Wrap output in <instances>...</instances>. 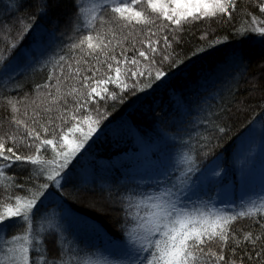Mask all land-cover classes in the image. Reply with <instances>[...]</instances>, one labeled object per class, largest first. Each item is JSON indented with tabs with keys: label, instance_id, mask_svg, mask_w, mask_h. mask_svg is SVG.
Segmentation results:
<instances>
[{
	"label": "trees",
	"instance_id": "16d2710c",
	"mask_svg": "<svg viewBox=\"0 0 264 264\" xmlns=\"http://www.w3.org/2000/svg\"><path fill=\"white\" fill-rule=\"evenodd\" d=\"M38 2L46 5L47 14L38 15L33 21L35 27L19 41L14 53L18 64L16 70L8 75L0 74V135L16 132V126L11 123L13 112L9 100L18 102L17 115L24 119L25 111L29 117L32 116V100L39 102L46 93L54 92L53 87L45 86H54L57 77L75 75L79 69L80 75L76 77L79 80L83 76H92L99 68L95 78H106V65L99 63L104 60L103 54L98 52L89 56L86 41L83 51L71 48L73 43L79 44L89 34L107 33V39L112 40L110 48L113 51L110 54L118 59H123L122 50L128 58L136 55L141 60L142 69L146 62L134 51L145 47L141 41H159L156 47L161 53L166 50L171 54V59L163 63L162 55L156 56L155 67L165 73L160 80H155L153 71L151 79L145 74L135 81H128L126 94L121 93L116 85L108 84L109 91H115L122 99L93 98L89 104L91 115L98 118V110L105 118L70 166L71 171L65 170L68 176L61 180L63 188L51 186L56 196L39 205L40 214L54 211L70 217L71 228L64 243L78 245L84 250L81 256H91L97 249L103 250L106 242L125 239L124 230L130 227L128 221L137 211L143 214V206L137 209V203L159 191L161 186L157 181L162 179V172L171 174L177 166L184 167L182 158L185 156L194 157L202 170L217 166L218 175L213 182L219 188H212L208 180H203L194 182L186 190L193 205L206 210L205 203L235 176L234 168L230 166L233 151L239 143L250 138L255 124L264 119V45L258 42L256 34L244 37L236 31L245 20L251 21V15L247 13L264 18L255 6L259 0H238L237 11L230 20L224 17L184 22L180 30H175V25L151 13L146 0L136 5L134 10L145 11L154 23L126 28L121 27L123 22L116 19L111 6L107 5L97 11V16L102 17L105 23L101 25L98 18L93 28H88L82 11L83 0H0V48L4 47L6 35L9 39L17 37L21 18L27 21L36 14ZM15 3L23 5L19 11ZM109 29L117 33L114 39ZM149 30L156 35L151 36ZM165 35L171 48L166 49ZM60 57L64 59L61 61ZM89 68L93 71H88ZM76 80H66L63 90L70 89ZM134 82L138 84L137 89L131 87ZM149 83L151 87L147 86ZM67 99L70 111L73 98ZM50 115L52 127L60 123L56 118L57 112ZM40 120L46 122L48 114L42 112ZM28 123L31 124L30 119ZM18 134L23 135L22 132ZM6 146H12L11 142ZM19 151L28 154L34 149L20 144ZM42 152L45 158L53 156L50 147ZM30 171L31 168L20 173L19 169H14L7 175L18 176L23 182ZM43 181L41 176L35 182ZM14 194L23 196L25 192L17 189ZM220 205L215 206L222 209L218 207ZM219 209L217 211L225 214L243 210ZM19 219L6 221L7 227L0 226V234L16 232ZM262 224L264 215H256L238 219L233 227L241 239L246 232L264 239ZM244 244L247 247L242 245V250L235 255L242 257L245 264H257L258 260L264 259L255 254L264 244L257 243L255 248L250 242ZM47 247L49 258H53L55 246L49 242ZM212 248L215 250L218 245L213 244ZM36 255L33 251L32 258L35 259ZM226 255L233 254L227 252Z\"/></svg>",
	"mask_w": 264,
	"mask_h": 264
},
{
	"label": "snow or ice",
	"instance_id": "6c2138e0",
	"mask_svg": "<svg viewBox=\"0 0 264 264\" xmlns=\"http://www.w3.org/2000/svg\"><path fill=\"white\" fill-rule=\"evenodd\" d=\"M142 2L143 0H131V3L128 0H105V4L110 5L112 12L116 14V19L123 22L121 27L124 28L154 23L145 11L134 10L135 6ZM146 5L151 13L175 25V30H180L184 22L224 17L232 19L233 13L237 11L238 0H146ZM14 6L19 11L23 5L15 3ZM255 6L260 14H264V0H259ZM101 7L100 4H93L90 13L85 17L88 28H93L98 18L101 25L105 23L102 17L97 16V10ZM46 14V5L38 2L36 14L30 16L27 21L21 18L17 37L9 39L8 35L5 36L4 47L0 48V74L8 75L16 70L18 64L14 53L19 41L35 27L33 21L38 15ZM247 15H251V21L245 20L236 30L237 34L244 37L256 34L258 42L264 45V18L251 13ZM109 32L114 39L117 33L112 29H109ZM107 35L105 32H97L95 36L89 34L81 39L79 44L71 45L72 49L80 48L83 51L86 41L89 56L98 52L103 54L104 60L99 63L106 65V78H95V72H99V68L94 70L92 76H83L79 80H76L80 75L79 69L75 75L57 77L54 86H45L53 87L54 92L49 91L39 102L32 100V116L29 117V113L25 111L24 119L17 115L18 102L8 101L13 112L11 123L16 126V132L0 135V226L7 227L5 222L10 218L20 219L16 221L19 225L16 232L11 235L0 234V264H245L242 257L235 255L242 250V245L247 247L244 242H250L255 248L257 243L264 244V239L260 235L253 236L251 232L244 233L241 239L233 225L241 218L264 215V196L260 198L259 203L253 202L247 211L242 210L234 214L182 205V194H185L194 182L200 183L207 179L206 170L196 165L194 157H183L185 166H177L171 174L162 172V179L157 181L161 186L159 191L137 203V209L143 206V214L137 211L128 221L130 227L124 230L125 239L121 242H106L102 251L97 249L93 253L95 259L87 254L81 256L80 253L84 250L78 245L68 246L64 243L71 228L70 217L54 211L40 214L39 205L56 196V193L51 191V186L63 188L61 180L68 176L65 170L71 171L70 166L105 118L98 110V118L91 115L89 104L93 98L113 101L122 99L115 91H109L107 85L114 84L121 93L126 94L129 90L128 81H135L145 74L151 79L153 71L155 80H160L165 75L155 67L158 54L162 55L161 63L171 59L170 53L166 50L161 53L156 47L159 41H141L145 47L134 51L146 62L142 69L141 60L136 58V55L128 58L122 50L123 59H118L114 54H110L113 51L110 48L112 40L107 39ZM150 35L155 36L156 33L150 31ZM163 40L166 49L171 48L167 35ZM24 54L27 55V52ZM63 59L64 57H60L61 61ZM79 63L80 61H77V64ZM88 71L93 69L89 68ZM68 79L76 80V84L64 91L63 85ZM147 86L151 87V83ZM131 87L137 89L138 84L134 82ZM139 90L143 91L142 88ZM67 97L73 98L70 111L67 107ZM54 111L58 113L56 118L60 123L52 127L53 119L50 114ZM42 112L48 114L46 122L40 120ZM29 119L31 124L28 123ZM220 131L223 132L224 129L221 128ZM21 132L23 135L18 134ZM9 141L12 146H6ZM20 144L34 151L23 154L19 151ZM48 147L53 153L50 159L45 158L42 152ZM29 168L31 171L23 178V182H20L18 176L7 175L10 170L19 169V172L23 173ZM212 174L218 175L214 170ZM41 176L44 181L36 183ZM29 184L31 186H28ZM17 189H22L25 195L14 194ZM261 227H264V224ZM49 242L56 248L53 258H49ZM213 244H217L218 248L214 250ZM33 251L37 254L35 259L32 258ZM227 252L233 255H226ZM255 254L257 257H264V247ZM248 259L251 260L252 257L249 256ZM257 264H264V259L258 260Z\"/></svg>",
	"mask_w": 264,
	"mask_h": 264
},
{
	"label": "rangeland",
	"instance_id": "374dc122",
	"mask_svg": "<svg viewBox=\"0 0 264 264\" xmlns=\"http://www.w3.org/2000/svg\"><path fill=\"white\" fill-rule=\"evenodd\" d=\"M130 1L128 0V2ZM93 4H100L102 7L106 5L105 0H83L85 17L90 13ZM255 125L256 128L251 132L250 138L232 153L234 156L230 164L234 166L235 176L227 183L229 189L225 187L223 190H219L209 202L205 203L206 207L216 210L219 208H216L215 205L221 204L218 207L222 209L219 210L226 208L236 211L247 210L253 202L259 203L260 198L264 196V119ZM252 141H256V143L254 144ZM178 165H180L179 162ZM213 170L218 173L217 166L210 167L206 170V180L212 185V188L214 186L219 188V185L213 182L215 179V175L212 174ZM186 196L187 193L182 194L180 203L192 208L194 205L187 204L191 201H187ZM92 258L95 259L96 256Z\"/></svg>",
	"mask_w": 264,
	"mask_h": 264
}]
</instances>
